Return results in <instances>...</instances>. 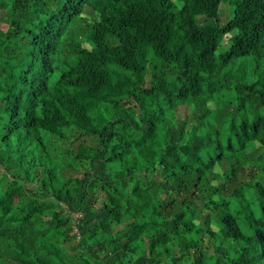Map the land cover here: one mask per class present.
Segmentation results:
<instances>
[{
	"label": "trees",
	"instance_id": "trees-1",
	"mask_svg": "<svg viewBox=\"0 0 264 264\" xmlns=\"http://www.w3.org/2000/svg\"><path fill=\"white\" fill-rule=\"evenodd\" d=\"M0 23V264H264V0Z\"/></svg>",
	"mask_w": 264,
	"mask_h": 264
},
{
	"label": "rangeland",
	"instance_id": "rangeland-1",
	"mask_svg": "<svg viewBox=\"0 0 264 264\" xmlns=\"http://www.w3.org/2000/svg\"><path fill=\"white\" fill-rule=\"evenodd\" d=\"M228 17H229V15H228V4L226 2H224V3H222V5L220 7V20H221V22L222 23L225 22L228 19ZM4 29H5V24L0 23V30L3 31ZM85 138H86V140H90L91 139V137H89V136H86ZM91 143L95 144L96 141L93 139L91 141Z\"/></svg>",
	"mask_w": 264,
	"mask_h": 264
},
{
	"label": "built area",
	"instance_id": "built-area-1",
	"mask_svg": "<svg viewBox=\"0 0 264 264\" xmlns=\"http://www.w3.org/2000/svg\"><path fill=\"white\" fill-rule=\"evenodd\" d=\"M75 216L77 217V216H78V214H76ZM75 232H76V234H78V233H77V232H78L77 228H75Z\"/></svg>",
	"mask_w": 264,
	"mask_h": 264
}]
</instances>
